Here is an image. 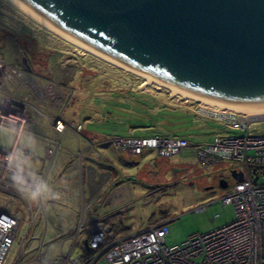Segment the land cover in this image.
<instances>
[{
	"label": "rangeland",
	"instance_id": "374dc122",
	"mask_svg": "<svg viewBox=\"0 0 264 264\" xmlns=\"http://www.w3.org/2000/svg\"><path fill=\"white\" fill-rule=\"evenodd\" d=\"M0 62L27 76V87L22 92L28 95L35 109L30 110L31 121L20 141L26 142L25 137L29 135L41 139L43 147L39 151L40 159L45 154L44 144L58 143L51 124L45 118L47 116L65 119L62 118L66 122L65 130L73 134L74 144L83 141V131L101 136L98 143L105 142L112 146L115 137H151L156 134L185 136L190 143L197 144L211 142L216 136L240 135L239 131L230 130L198 112L201 102L173 97L167 89H159L155 84L143 85V79L137 74L124 71L65 42L23 15L6 0H0ZM34 84L39 88L35 89ZM78 125L81 126L80 130ZM250 131L254 135L264 134V122L253 124ZM62 134L59 135V146L51 163L46 161L38 172L30 174L37 179L35 190L27 180H23L19 186L25 196L12 189L0 190V210L14 214L21 222L6 264H28L34 253L26 257H21V253L31 225L37 224L41 218L42 231L36 235L39 240L33 241L32 247H38L40 240H45L43 230L52 225L47 207L42 206V203L45 202L43 194L51 180L54 160L58 152L63 151V141H60ZM12 143V134L0 127V147L8 148ZM95 148L91 145L92 150L87 151L86 147V151L78 154L76 150L66 151V155L79 167L85 156L99 157L95 150L93 152ZM109 149L112 151L101 153L106 157L109 155L110 160L119 156L120 162L115 164L118 170H127V164L138 166L130 172L132 177L126 178L130 180L129 183L118 185L113 191L112 199L116 200L114 205L119 210L108 213L107 217L120 226L133 232L169 222L165 242L168 246H174L194 234L207 233L234 219L232 205H224L219 201L235 183L228 165L201 171L191 157L175 155L159 158L151 150L136 156L117 147ZM26 165L23 164V168ZM156 173L158 178H155ZM87 174L93 178V169L88 168ZM222 179L228 183L225 189L219 187ZM62 198L63 203L71 205L70 199ZM94 199L92 195L87 201L83 200L84 203L80 201L82 205L76 206L78 222L74 226L69 224L64 236L52 243L45 240L47 246L51 247L49 256L58 257L56 243L61 240L66 245L63 250L69 251V237L80 221L85 230L92 225L86 221L95 217ZM81 239L82 235L78 249Z\"/></svg>",
	"mask_w": 264,
	"mask_h": 264
},
{
	"label": "water",
	"instance_id": "95a60500",
	"mask_svg": "<svg viewBox=\"0 0 264 264\" xmlns=\"http://www.w3.org/2000/svg\"><path fill=\"white\" fill-rule=\"evenodd\" d=\"M8 1L81 49L183 97L264 113V0Z\"/></svg>",
	"mask_w": 264,
	"mask_h": 264
},
{
	"label": "built area",
	"instance_id": "2783aa9c",
	"mask_svg": "<svg viewBox=\"0 0 264 264\" xmlns=\"http://www.w3.org/2000/svg\"><path fill=\"white\" fill-rule=\"evenodd\" d=\"M25 77L16 68L0 62V127L9 130L14 137L11 148H0V188L12 189L23 195L19 187L23 180H27L33 190L37 184L36 178L20 169L22 162L32 157L31 150L22 144L20 138L31 121L30 110L35 109L28 95L22 92L27 87ZM34 86L39 88L36 84ZM198 112L230 130L239 131L240 135L216 136L211 142L197 144L190 143L185 137L158 134L115 137L113 143L119 150L136 156L151 150L159 158L191 157L201 171L228 165L231 171L241 172L243 179L235 180L232 189L219 199L234 209V219L230 223L207 233L194 234L178 245L168 246L165 236L169 222H161L136 233L117 235L102 220L86 230L80 221L69 237L68 252L63 250L66 245L61 240L56 243L58 257L49 256L51 247L43 238L28 264H264V134L254 135L250 131L253 124L264 122V113L245 115L228 109L204 108L201 103ZM45 118L58 142L45 146L46 161L51 163L66 122L59 116ZM78 129H81L80 125ZM20 226L17 217L0 210V264H6ZM30 239L39 240L35 236Z\"/></svg>",
	"mask_w": 264,
	"mask_h": 264
},
{
	"label": "crops",
	"instance_id": "0c3cea01",
	"mask_svg": "<svg viewBox=\"0 0 264 264\" xmlns=\"http://www.w3.org/2000/svg\"><path fill=\"white\" fill-rule=\"evenodd\" d=\"M66 131L67 130H65V132L60 136V141L61 139L63 141V146H61L63 151L58 152L54 160L53 163L54 166L50 177L51 180L49 182V186L46 187L43 194V198L45 202L44 204L42 203V206L44 205V207H47L46 209L52 221V225H49L47 228L43 230L45 232L44 237L46 242H51V243L55 242V240L61 238L66 234V231L69 229L70 226H74L75 224H77L79 217L76 206L77 205L81 206L82 203H84L83 200L87 201L88 198H91L92 195H94L95 198L93 203L95 204L94 205L95 217L92 219L88 218L86 223L94 224L95 222L102 220L105 223L109 224L111 227L113 226V228L116 231H118V233L114 231L117 235L136 233L148 228V227L141 228L131 232L128 228L123 227V225L120 226L121 224H117L115 221H113L111 217H107L108 213L114 212V210L118 209L114 205L116 200L112 199V195H114L113 192L114 188L117 187L118 185L121 186L125 182L128 184L130 180L129 179L126 180V178H131L132 176L130 175V172L134 167L138 168V166L127 164L125 165L127 167V170L120 171L115 167V164L116 163L119 164L120 162L118 161L119 156L117 157L115 156L114 157L115 159L110 160V158H108L109 155L108 157H106L101 153V151L109 152L110 150L109 147H113V148L116 147L108 143L106 144L105 142L104 143L102 142V144L98 143L99 142L98 140L99 138H101V136L93 135L92 133H88L86 131H83L82 133V135L84 136L83 141H80L78 144L76 143L74 144L73 139L75 138L73 137V134L71 132L68 134ZM25 138H26L25 139L26 142H23V144L29 147V149L32 152V157L25 159L22 162L20 169L25 174L32 175L34 174V172H38L41 169L43 164H45L46 162V158L45 155H43L41 156L40 159L39 151L43 147V143L41 142V139L30 135L26 136ZM91 145L93 146V148L96 147L95 149H93V152L96 151L99 157L95 159L94 157L85 156L80 161L79 167L81 168L77 167L72 160H69L70 158H68V155H66V151L69 152L76 150L77 151L76 154H78V152L80 151L82 153L86 151V147L88 151V149L89 150L91 149ZM45 146L46 145L44 144V149ZM8 148H4V149H8ZM25 163H27V165L25 168H23V164ZM71 163L73 164L70 165ZM88 168L93 169L94 171L93 178L88 177L87 174ZM36 174L37 173H35V175ZM157 176L158 174L155 176V178H158ZM20 185H22V183H20ZM59 196H61L60 199ZM62 197H66L70 199L69 201L71 205H66L65 203H63L64 198ZM110 204L113 205L111 206ZM68 209L70 210L68 211ZM3 211L7 212L6 210ZM11 215L15 216L14 214ZM104 216H106V218ZM40 219L37 224L35 223L36 225L34 223H33L34 226L31 225V228L27 233L24 243V250L21 253V257H26L34 253L35 248L37 246L32 247L31 245L36 241L31 240L30 237L31 236L37 237L36 235H40L42 231L41 228L42 222H40L41 221ZM124 231L128 233L123 234L122 232Z\"/></svg>",
	"mask_w": 264,
	"mask_h": 264
},
{
	"label": "bare ground",
	"instance_id": "6f19581e",
	"mask_svg": "<svg viewBox=\"0 0 264 264\" xmlns=\"http://www.w3.org/2000/svg\"><path fill=\"white\" fill-rule=\"evenodd\" d=\"M8 3H10L12 6H14L16 9H18L14 4H12L10 1H8V0H6ZM19 10V9H18ZM20 11V10H19ZM32 20V19H31ZM34 21V20H33ZM34 22H36V21H34ZM38 25H40L41 27H43L44 29H46L47 31H49V32H51L52 34H54V35H56L57 37H59V38H61L62 40H64L65 42H67V43H69V44H71V45H73V46H75L76 48H79V49H81L80 47H78V46H76L75 44H73L72 42H70V41H68L67 39H65V38H63V37H61L60 35H58V34H56L55 32H53L52 30H50V29H48L47 27H45V26H43L42 24H40V23H38V22H36ZM82 51H84V52H87V53H89V54H91V55H93V56H95V57H97V58H99V59H101V60H103V61H105V62H107V63H110L111 65H113V66H116V67H118V68H120V69H123L124 71H127V72H131V71H129V70H127V69H124V68H121V67H119V66H117V65H115V64H113L112 62H110V61H108V60H106V59H104V58H102V57H100V56H98V55H96V54H93V53H90V52H88V51H85V50H83V49H81ZM131 73H134V72H131ZM134 74H136V73H134ZM138 75V74H137ZM140 78H142L143 79V81H144V83H143V85H153V84H155V85H157V86H159L158 88L160 89V88H165V89H167L170 93H171V95H173V97L174 96H179V97H181V99L183 98V99H189L190 100V98H187V97H183V96H181L179 93H177L175 90H173L172 88H169V87H166V86H164V85H161V84H159V83H157V82H155V81H153V80H151V79H149V78H146V77H143V76H141V75H138ZM142 85V84H141ZM192 100H194V99H192ZM194 101H196V102H201V101H198V100H194ZM201 106L202 107H204V108H214V109H218V110H224V109H226V108H220V107H216V106H213V105H210V104H207V103H205V102H201ZM228 110H230V109H228ZM232 111H234V110H232ZM236 112H239V111H236Z\"/></svg>",
	"mask_w": 264,
	"mask_h": 264
},
{
	"label": "trees",
	"instance_id": "16d2710c",
	"mask_svg": "<svg viewBox=\"0 0 264 264\" xmlns=\"http://www.w3.org/2000/svg\"><path fill=\"white\" fill-rule=\"evenodd\" d=\"M112 229H113L116 233H118V231H116V230L113 228V226H112Z\"/></svg>",
	"mask_w": 264,
	"mask_h": 264
},
{
	"label": "flooded vegetation",
	"instance_id": "af4514ba",
	"mask_svg": "<svg viewBox=\"0 0 264 264\" xmlns=\"http://www.w3.org/2000/svg\"><path fill=\"white\" fill-rule=\"evenodd\" d=\"M13 144H14V143H12V145H11L9 148H11V147L13 146ZM22 144H23V143H22ZM9 148H8V149H9Z\"/></svg>",
	"mask_w": 264,
	"mask_h": 264
}]
</instances>
